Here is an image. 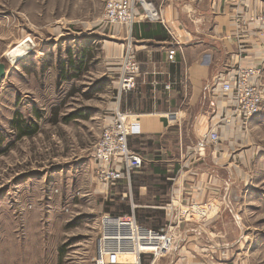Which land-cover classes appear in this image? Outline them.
I'll use <instances>...</instances> for the list:
<instances>
[{
    "label": "rangeland",
    "instance_id": "rangeland-1",
    "mask_svg": "<svg viewBox=\"0 0 264 264\" xmlns=\"http://www.w3.org/2000/svg\"><path fill=\"white\" fill-rule=\"evenodd\" d=\"M105 3L0 0V264H93L103 216L127 215L119 193L129 197L128 186L94 178L128 43L120 51L125 29L100 22ZM254 119L249 176L235 182L253 193L240 194L234 231L247 251L261 244L253 264H264V104ZM17 120L36 134L18 138Z\"/></svg>",
    "mask_w": 264,
    "mask_h": 264
},
{
    "label": "crops",
    "instance_id": "crops-1",
    "mask_svg": "<svg viewBox=\"0 0 264 264\" xmlns=\"http://www.w3.org/2000/svg\"><path fill=\"white\" fill-rule=\"evenodd\" d=\"M154 4L160 21L138 17L131 31L115 35L120 51L131 45L140 67L134 89L116 94L114 110L132 126L129 148L142 159L129 182L116 184L128 186L120 200L127 215L146 214L136 218L142 226L174 227L175 245L156 264H253L261 244L241 248L234 229L242 231L235 215L241 195L253 193L235 182L249 176L243 148L255 119L223 121L229 111L219 81L238 66H264V30L245 23L264 0ZM168 50L175 51L172 63ZM214 129L218 142L202 143ZM199 203L212 205L208 218L178 221L180 210Z\"/></svg>",
    "mask_w": 264,
    "mask_h": 264
},
{
    "label": "built area",
    "instance_id": "built-area-1",
    "mask_svg": "<svg viewBox=\"0 0 264 264\" xmlns=\"http://www.w3.org/2000/svg\"><path fill=\"white\" fill-rule=\"evenodd\" d=\"M138 17L160 21L154 0H106L100 22L131 31ZM245 23H257L264 30V9L257 15L248 16ZM174 56L175 51L168 50L169 62L174 61ZM139 73V63L129 44L121 58L117 79L118 98L134 89ZM219 87L229 111L223 121L230 123L238 119L246 123L260 113L264 104V66H238L220 78ZM131 128L126 116L119 110L104 126L93 155L94 178L98 185L129 182L131 174L142 168L140 155L129 148ZM218 140V133L214 129L201 142L215 144ZM211 206L209 203H199L182 209L178 221L186 218L206 219L212 212ZM175 240L174 227L170 222L152 230L139 224L133 214L115 218L105 215L100 221V236L93 264H143L146 261L156 264L170 254Z\"/></svg>",
    "mask_w": 264,
    "mask_h": 264
},
{
    "label": "trees",
    "instance_id": "trees-1",
    "mask_svg": "<svg viewBox=\"0 0 264 264\" xmlns=\"http://www.w3.org/2000/svg\"><path fill=\"white\" fill-rule=\"evenodd\" d=\"M75 116V115H72ZM19 118V116L17 115ZM76 118V117H74ZM13 129L17 131L18 133V138L25 137V136H33L37 132V128L33 125H28V124H22V122H19L18 120L16 123L13 124ZM126 214H129V210L125 211Z\"/></svg>",
    "mask_w": 264,
    "mask_h": 264
},
{
    "label": "water",
    "instance_id": "water-1",
    "mask_svg": "<svg viewBox=\"0 0 264 264\" xmlns=\"http://www.w3.org/2000/svg\"><path fill=\"white\" fill-rule=\"evenodd\" d=\"M5 76V67L4 65L0 64V83L4 79Z\"/></svg>",
    "mask_w": 264,
    "mask_h": 264
},
{
    "label": "bare ground",
    "instance_id": "bare-ground-1",
    "mask_svg": "<svg viewBox=\"0 0 264 264\" xmlns=\"http://www.w3.org/2000/svg\"><path fill=\"white\" fill-rule=\"evenodd\" d=\"M24 42H25V40H24V41H20V42L17 44V46H16V47L14 46V48H13V49H11V50H10V51L7 53V55H8V54H9L11 51H13V52H14V51H15V50H16V49H17L19 46H21V45H22V43H24ZM26 42H27V41H26ZM7 55H5V58H6V56H7Z\"/></svg>",
    "mask_w": 264,
    "mask_h": 264
}]
</instances>
